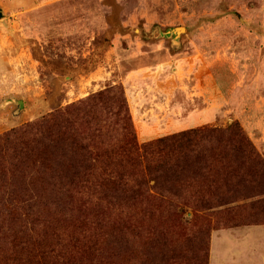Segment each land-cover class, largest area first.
Segmentation results:
<instances>
[{"label": "trees", "instance_id": "trees-1", "mask_svg": "<svg viewBox=\"0 0 264 264\" xmlns=\"http://www.w3.org/2000/svg\"><path fill=\"white\" fill-rule=\"evenodd\" d=\"M258 225L264 156L239 121L140 143L109 85L0 134V264H210L215 226Z\"/></svg>", "mask_w": 264, "mask_h": 264}, {"label": "rangeland", "instance_id": "rangeland-1", "mask_svg": "<svg viewBox=\"0 0 264 264\" xmlns=\"http://www.w3.org/2000/svg\"><path fill=\"white\" fill-rule=\"evenodd\" d=\"M0 12V134L119 85L140 143L152 113L214 104L197 127L239 121L264 156V0H0ZM211 244V264H264V225L215 226Z\"/></svg>", "mask_w": 264, "mask_h": 264}, {"label": "crops", "instance_id": "crops-1", "mask_svg": "<svg viewBox=\"0 0 264 264\" xmlns=\"http://www.w3.org/2000/svg\"><path fill=\"white\" fill-rule=\"evenodd\" d=\"M173 71H177V68L174 67ZM201 94H203V92H201ZM136 97H139V96H136ZM166 99H167V96L165 97V100ZM147 100L150 101V103L152 101L155 102V100H153L152 97L151 98L149 97ZM137 102L138 101L135 99V103ZM139 111L141 112L142 110L140 109ZM215 114H216V110L214 108V104L209 105L203 111L193 112V113L191 112V114L188 116L190 117L189 119L188 117L182 118L181 112L179 111L177 112V110L175 109L174 110H164V112H160L157 114L152 113L149 118L142 119L143 120L142 122L144 125L142 126V135L140 136V141L146 142V141H149L150 139H153L152 135H154L156 132H159V131H164L163 135L165 136V135H170V133H173V132L182 131V130H186L189 128H195L197 126H201L205 122L212 121L213 117H215ZM137 115L138 117H141L140 113H138ZM154 117H158V121H156ZM189 123L192 125H190ZM238 228H241V227H237L233 229H238ZM211 257H212V244H211L210 264H211Z\"/></svg>", "mask_w": 264, "mask_h": 264}, {"label": "water", "instance_id": "water-1", "mask_svg": "<svg viewBox=\"0 0 264 264\" xmlns=\"http://www.w3.org/2000/svg\"><path fill=\"white\" fill-rule=\"evenodd\" d=\"M3 14L0 12V17L2 16ZM185 30L184 27H179V28H174L172 30L169 31V35H174L175 37H178L180 35L181 32H183ZM18 103L20 104V107H22L24 105V102L23 100H18Z\"/></svg>", "mask_w": 264, "mask_h": 264}]
</instances>
